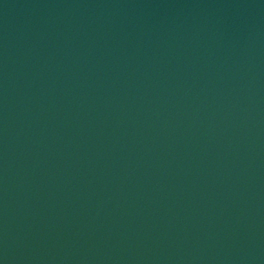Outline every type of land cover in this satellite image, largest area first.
I'll list each match as a JSON object with an SVG mask.
<instances>
[{
    "label": "water",
    "instance_id": "obj_1",
    "mask_svg": "<svg viewBox=\"0 0 264 264\" xmlns=\"http://www.w3.org/2000/svg\"><path fill=\"white\" fill-rule=\"evenodd\" d=\"M0 264H264V0H0Z\"/></svg>",
    "mask_w": 264,
    "mask_h": 264
}]
</instances>
